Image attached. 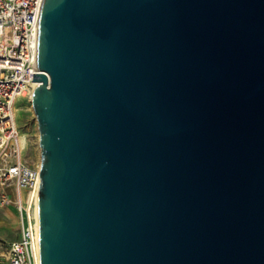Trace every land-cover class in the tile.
Instances as JSON below:
<instances>
[{"label":"water","instance_id":"1","mask_svg":"<svg viewBox=\"0 0 264 264\" xmlns=\"http://www.w3.org/2000/svg\"><path fill=\"white\" fill-rule=\"evenodd\" d=\"M37 68L40 264H264V0H43Z\"/></svg>","mask_w":264,"mask_h":264},{"label":"built area","instance_id":"2","mask_svg":"<svg viewBox=\"0 0 264 264\" xmlns=\"http://www.w3.org/2000/svg\"><path fill=\"white\" fill-rule=\"evenodd\" d=\"M43 0H0V188L14 190L0 198L1 206L14 205L19 238L8 247L7 264H37L39 222L34 214L33 193L39 191L40 165L31 166L16 124L15 103L29 98L37 68L39 20ZM25 191V196L23 192Z\"/></svg>","mask_w":264,"mask_h":264},{"label":"rangeland","instance_id":"3","mask_svg":"<svg viewBox=\"0 0 264 264\" xmlns=\"http://www.w3.org/2000/svg\"><path fill=\"white\" fill-rule=\"evenodd\" d=\"M16 124L20 135H24L27 140V148L24 150L23 157L31 165L40 164L39 134L36 117L33 113L31 100L29 98H18L16 103ZM7 193L14 201L16 194L12 187L8 189L0 188L1 195ZM25 196V191L23 192ZM18 213L14 205H0V264H7V252L12 240L19 238Z\"/></svg>","mask_w":264,"mask_h":264},{"label":"bare ground","instance_id":"4","mask_svg":"<svg viewBox=\"0 0 264 264\" xmlns=\"http://www.w3.org/2000/svg\"><path fill=\"white\" fill-rule=\"evenodd\" d=\"M31 85H32L33 88H35V87H37L38 83L32 82ZM30 100H31V96H30ZM20 142H21V145H22L23 149L25 150L27 148V140H26V137L24 135H20ZM33 196L35 198V201H34V204H33L34 214H35V217H36V221L38 223L39 222V216H38V192L35 191L33 193ZM38 235H39V231H38ZM37 264H40L39 259H38Z\"/></svg>","mask_w":264,"mask_h":264}]
</instances>
